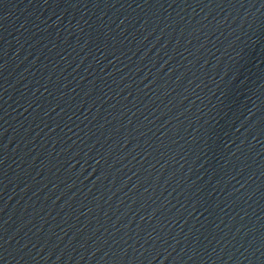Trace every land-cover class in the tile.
I'll list each match as a JSON object with an SVG mask.
<instances>
[{
  "label": "water",
  "instance_id": "water-1",
  "mask_svg": "<svg viewBox=\"0 0 264 264\" xmlns=\"http://www.w3.org/2000/svg\"><path fill=\"white\" fill-rule=\"evenodd\" d=\"M0 264H264V0H0Z\"/></svg>",
  "mask_w": 264,
  "mask_h": 264
}]
</instances>
